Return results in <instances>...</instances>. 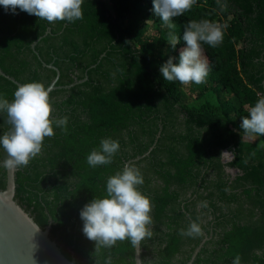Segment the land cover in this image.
<instances>
[{"label": "trees", "instance_id": "1", "mask_svg": "<svg viewBox=\"0 0 264 264\" xmlns=\"http://www.w3.org/2000/svg\"><path fill=\"white\" fill-rule=\"evenodd\" d=\"M82 8V20L49 24L0 6V97L14 99L18 84L9 77L48 87L57 74L50 63L61 72L57 85L79 81L50 93L54 115L69 118L67 131L55 128L42 153L17 169V202L42 228L53 220L51 238L77 264H106L109 257L136 264L128 240L94 254L80 211L106 195L108 177L153 147L131 162L153 204L143 264H187L206 236L193 264H232L236 255L241 264H264V136L240 127L264 96V0H198L172 21L181 25L171 29L181 38L172 53L165 44L170 27L155 16L153 0H84ZM192 20L226 25L224 41L203 45L211 67L205 83L167 82L160 67L169 58L179 62ZM5 121L0 113V135L10 127ZM108 137L119 140L120 151L111 164L90 167L88 154ZM224 150L233 154L227 162ZM6 181L0 168L1 190ZM191 221L202 236L180 235Z\"/></svg>", "mask_w": 264, "mask_h": 264}, {"label": "clouds", "instance_id": "2", "mask_svg": "<svg viewBox=\"0 0 264 264\" xmlns=\"http://www.w3.org/2000/svg\"><path fill=\"white\" fill-rule=\"evenodd\" d=\"M83 3L84 0H0V6L6 12L18 14L19 9L49 24L82 20ZM197 3L198 0H153V12L165 25L173 28V19L190 11ZM226 27L208 20L189 21L182 35L185 46L179 51V62L169 58L161 65L163 79L183 86L205 83L211 67L203 45L215 48L222 44ZM167 41L175 48L181 38L170 31ZM54 111L50 92L43 82L18 85L11 101L0 97V113L6 114L5 123L10 126L0 135V147L6 153V157L0 160V168H26L42 153L45 138L53 137L55 128L67 131L68 116L56 117ZM247 111L248 115L242 117L240 125L243 133L264 136V96ZM119 151L118 139L103 138L99 150L93 149L88 154L87 163L93 168L109 165ZM143 183L141 169L135 163H126L121 171L108 177L106 195L95 197L83 206L80 211L82 231L87 239L95 242L94 254H98L101 248L114 247L118 241L128 240L137 248L142 241L152 238L153 204L151 197L140 190ZM203 234L202 226L196 221L180 230V235L193 238ZM106 264H112L110 257ZM232 264H241L240 255L234 257Z\"/></svg>", "mask_w": 264, "mask_h": 264}, {"label": "water", "instance_id": "3", "mask_svg": "<svg viewBox=\"0 0 264 264\" xmlns=\"http://www.w3.org/2000/svg\"><path fill=\"white\" fill-rule=\"evenodd\" d=\"M49 32L50 30H47L44 36ZM44 36L39 37L37 42ZM37 42L33 44L34 49ZM36 52L38 54V51ZM47 66L57 72L55 78L47 87L50 93L55 89L68 88L79 83V81H76L71 85H57L61 75L59 68L53 63ZM3 74L5 75V73ZM9 78L18 85L22 84L12 77ZM87 78L86 75L84 80ZM152 148L146 154L133 158L126 163L140 160L149 154ZM16 172L17 169L7 170L6 188L4 190L0 189V264H77L76 259H69L58 243L51 238L50 230L53 220L50 219L48 226L42 228L15 199ZM207 239L206 236L195 249L187 264H193ZM142 251L141 244L135 248L136 264H143Z\"/></svg>", "mask_w": 264, "mask_h": 264}, {"label": "rangeland", "instance_id": "4", "mask_svg": "<svg viewBox=\"0 0 264 264\" xmlns=\"http://www.w3.org/2000/svg\"><path fill=\"white\" fill-rule=\"evenodd\" d=\"M172 24L174 25V27H173V28H170L169 31H165V33H166L165 44L168 46V49H169L170 53H172V51H175V48H173V47L168 43V41H167L168 33L171 31V29H175L176 31H178V30H180V28H181V25H180L179 23H174V22H173ZM246 139H247V140H252L250 137H246ZM232 158H233V154H232L231 151H229V150H224V151H223V160H224L225 162L231 160ZM227 170H228V172H229L230 174H232V175H235L236 173H238V170L235 169V168H228Z\"/></svg>", "mask_w": 264, "mask_h": 264}]
</instances>
